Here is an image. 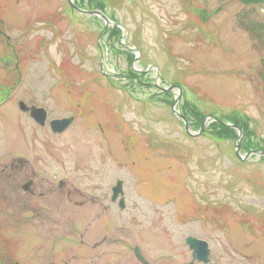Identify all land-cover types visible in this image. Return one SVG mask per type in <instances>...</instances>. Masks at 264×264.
<instances>
[{"label": "rangeland", "instance_id": "rangeland-1", "mask_svg": "<svg viewBox=\"0 0 264 264\" xmlns=\"http://www.w3.org/2000/svg\"><path fill=\"white\" fill-rule=\"evenodd\" d=\"M70 1L103 6L121 36L67 0H0V164L24 155L48 174L57 164L61 179L107 191L108 213L76 207L65 190L60 205L40 200L39 189L35 197L10 191L0 176V264H139L135 247L149 264H191L187 237L208 244V264H264V156L239 161L236 139L207 129L187 136L171 106L177 99L196 133L188 108L239 113L250 142L264 146V33L249 30H264V7ZM154 85L177 86L181 97ZM19 102L50 118L73 115V125L53 137ZM117 181L123 211L110 201Z\"/></svg>", "mask_w": 264, "mask_h": 264}, {"label": "flooded vegetation", "instance_id": "flooded-vegetation-1", "mask_svg": "<svg viewBox=\"0 0 264 264\" xmlns=\"http://www.w3.org/2000/svg\"><path fill=\"white\" fill-rule=\"evenodd\" d=\"M42 115H40L41 118ZM29 117V115H28ZM46 122L40 128L48 130L49 134L53 137H60L68 132L72 127L75 116L67 115L55 118H50L49 115H45ZM72 119L71 126L62 134L55 135L52 134L49 127V122L56 119ZM102 131V130H101ZM101 134V133H100ZM54 163L53 165H55ZM57 165V164H56ZM51 167V173L48 174L44 171V163L40 162V168L36 167L34 163L19 161L17 159L11 158L8 164H0V176L6 180L7 187L10 191H17L21 194L24 193L26 196L35 197V191L40 190V200L44 201L46 198L56 199L55 202L60 205L61 193L65 190V197L70 198L74 196L79 199L77 206L79 208H90L94 207L99 212L97 217H102L108 213V194L107 191L102 193V190L97 192H92L91 190H84L77 187L76 182L73 180H66L60 178V170L58 166ZM49 166V165H48ZM51 166V165H50ZM68 187L66 189L65 187ZM104 244V242L97 243L94 246L96 250L98 246Z\"/></svg>", "mask_w": 264, "mask_h": 264}, {"label": "water", "instance_id": "water-1", "mask_svg": "<svg viewBox=\"0 0 264 264\" xmlns=\"http://www.w3.org/2000/svg\"><path fill=\"white\" fill-rule=\"evenodd\" d=\"M69 2V4L71 5V7H73L72 3L70 0H67ZM88 14H90L91 16H95V17H98L100 18L102 21H104V23L107 25L109 24V21L106 19V17H104L101 13L99 12H89ZM174 88H168L166 89V91L168 92H172ZM178 101H175L174 105H173V109H172V112L174 114V116L179 120L181 121L183 124H184V128H185V131L188 135L190 136H201L204 132V129H205V125H206V121L207 119H211L212 116H209L203 123L200 131L197 133V134H191L189 132V126L185 120L184 117L180 116V115H177L176 114V111L174 109V107L176 106ZM19 109L20 111L22 112H30V117L36 122L38 123L39 125H43L44 123V115H46V113L44 112V110L42 109H37V108H31V109H28L23 103H19ZM40 115L41 118H40ZM70 121H54V122H51V128H52V131L54 133H60V132H63V130H65L68 125H69ZM230 128L232 129H236L237 132H238V138L234 144V150H235V155L236 157L241 160V161H247L250 156L252 155H259V156H264V151L263 152H251L249 154H246L244 157L241 156L240 154V149H241V146H242V143H243V134L242 132L238 129V128H235L233 126H229ZM113 200L117 197L118 194H122V190H121V183H117V186L113 189ZM120 207L123 208V200L120 201ZM186 244L189 246V249L192 251V258L193 260H197L199 262H202V263H208V255H209V250H208V246L205 242H202V241H198V240H194V239H191V238H188L186 240ZM135 255H136V258L142 263V264H147L144 259L140 256L138 250L136 249L135 250Z\"/></svg>", "mask_w": 264, "mask_h": 264}, {"label": "trees", "instance_id": "trees-1", "mask_svg": "<svg viewBox=\"0 0 264 264\" xmlns=\"http://www.w3.org/2000/svg\"><path fill=\"white\" fill-rule=\"evenodd\" d=\"M243 1L244 4L246 5H260V7H264V0H241ZM95 7V6H94ZM103 7H101L102 9ZM96 9V8H95ZM250 32L252 35H259V34H263L264 30H262V32H259L258 29L253 28V26H250L249 28ZM115 33L117 34V31H115ZM131 60L133 59L132 56ZM189 109V113L191 114V116H196V128L199 129L202 121L204 120V118L206 117V115H203L195 106L188 108ZM186 113L188 114V112L186 111ZM188 114V115H190ZM217 115V114H216ZM220 120H222L224 123H231L232 125L238 127L244 134L245 137V142L243 145V151L245 153L251 152V151H259V150H264V146H260L258 143H251V138H252V132L249 129L248 124V119H245L244 116H242L241 114L237 113V115H229L228 117L223 116V118H220ZM247 121V122H246ZM208 131H211L213 134H218L219 137H224L227 136L230 139H236L237 138V134L234 130L229 129L228 127L222 125V124H218V123H213L209 126ZM214 135V136H215Z\"/></svg>", "mask_w": 264, "mask_h": 264}]
</instances>
